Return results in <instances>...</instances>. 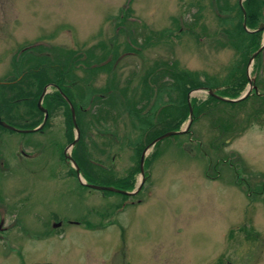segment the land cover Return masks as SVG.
I'll return each mask as SVG.
<instances>
[{
	"label": "rangeland",
	"instance_id": "374dc122",
	"mask_svg": "<svg viewBox=\"0 0 264 264\" xmlns=\"http://www.w3.org/2000/svg\"><path fill=\"white\" fill-rule=\"evenodd\" d=\"M262 1L241 4L255 10ZM216 2L0 0V79L9 78L17 58L31 65L29 57L58 50L74 57L62 68L70 74L74 90L104 93L103 100L92 98L86 114L78 117L83 132L76 152L87 156V161L78 160L79 179L92 176L91 185L124 191L128 184H140L143 176L141 188L127 197L84 188L76 175L67 176L62 160L71 119L70 126L59 109L49 120L46 117L48 128L19 132L28 130L24 123L41 117L40 111L38 117L20 104L13 119L4 122L15 130L0 126V161L17 165L16 175H5L1 183L22 211L16 215V233L1 242L0 264H264V103L253 96L252 88L237 106L226 105L227 100L218 96L221 102H206L191 117L186 132L147 147L143 174L139 171L143 147L158 133L186 128L189 119L175 91H167L168 79L159 67L176 61L179 69L200 80L221 84L227 74H238L237 61L252 48L248 37L240 47L229 45L239 31L238 0H229L228 12ZM123 9L131 19L117 18ZM260 14L257 28L264 25V5ZM245 26L247 33L257 29ZM161 30L168 35L143 39ZM259 31L246 74L262 79V86L264 52L258 64L255 58L264 41V30ZM80 56L111 65L89 71L76 64ZM188 93L197 103L207 99L201 88ZM178 104L183 111L173 110L170 116ZM226 122L233 126L228 128ZM70 133L74 139V130ZM48 211L62 219L87 217L91 225L65 226L60 233L48 226L45 230L37 217H47ZM104 217L110 218L111 226L99 228ZM20 227L30 235H19Z\"/></svg>",
	"mask_w": 264,
	"mask_h": 264
},
{
	"label": "trees",
	"instance_id": "16d2710c",
	"mask_svg": "<svg viewBox=\"0 0 264 264\" xmlns=\"http://www.w3.org/2000/svg\"><path fill=\"white\" fill-rule=\"evenodd\" d=\"M217 0H211V2L213 4L217 3L216 2ZM218 2H221V5L222 7L221 8H226L225 12H228L227 9H229L230 6L229 5V0H218ZM246 4H244V8H245V15H246V22L245 24L248 26L250 25V28H257L258 26V23H259V19L258 17L261 15L260 14V11H261V7L264 5V0L262 1V4L259 6L256 5V8L254 10V7L251 9V5H248L247 7L245 6ZM253 6V4H252ZM124 9H127V6L126 8ZM124 9L123 11L117 16V18L119 20H125L127 18V13L124 12ZM220 9V7H219ZM231 9V8H230ZM229 9V10H230ZM221 10V9H220ZM254 11V13H252ZM238 12H239V15H240V20H239V23L237 24L238 28H239V31L238 33H236V38L234 40V43H231L229 45H231L233 48L235 47H240V42L241 44L243 43V39L248 37L250 39V45H248L249 47L251 46L252 48L249 49V52L247 54V57H243V60L241 59V61H237V75L236 73H234L233 75H230L231 73L227 74L224 79H222L221 81V84H219L218 81L216 82H210V81H202L198 78V76H196L194 73H190L188 72L187 70L183 69H179L177 67V64H176V61H172V63H168V62H165L161 67L160 70V73H163L167 76V84L165 83V87L167 88V91L171 93V91H175V94H176V99H178V103L179 101L181 100V104H182V107L184 109V118L187 116L188 118V104H187V95H188V92L190 89H195V88H201V89H214V92L215 94H218L219 96H222V97H225V98H235V97H238L239 95V92L241 89H243L245 87V85L248 83V80H247V77H246V66H247V62H248V56L250 55V53L257 48V45L259 43V34H260V31L257 30V31H250V32H246L243 28V26H241V23H242V15L240 13V7L238 9ZM176 21L177 19L173 18V23L174 25H176ZM182 24V23H181ZM179 30H181V26L178 27ZM179 32V31H178ZM169 33V32H168ZM167 31L166 30H161L160 32H150L149 35H145L144 36V40L148 39L150 34L154 35V38H160V36H166L168 35ZM255 37H256V41L255 40ZM129 41L131 39H128ZM131 42V41H130ZM148 42V41H147ZM40 46H37V48H39ZM242 47V46H241ZM41 49V48H40ZM42 51V50H41ZM51 53V52H50ZM52 54L53 55H39V56H35L33 58L29 57L28 60H31V65H24L22 63L25 62L23 59H20L18 60V58L16 59L17 62L15 64V66L17 67V69H21V70H26V69H29V68H63L65 65L67 64H71L73 63L72 58L74 59L73 55L69 57V55H71V53H68V52H65V51H55V50H52ZM85 55V54H84ZM89 55V53H88ZM76 56V55H75ZM79 56V55H78ZM260 56V53H258L255 58H257V64H258V59ZM86 58H88V56L86 55ZM85 58V59H86ZM85 59L78 57L77 60H75L76 64L79 65V63L82 64V66L85 68V69H88L89 71H97V70H100V69H103L105 68L106 66L108 67L109 65L111 64H104V63H98V61H96L95 59L93 58H89V59H93L94 61H90L88 62V60L86 61ZM104 64V65H103ZM159 64L155 65V67H158ZM65 68V67H64ZM77 68V67H76ZM158 71V69H157ZM159 72V71H158ZM21 79L16 83V84H24V85H28L30 84V81L29 79H27V77L30 78V76H32L31 73H23L21 75ZM70 74L68 73H65L64 75V78H65V82H64V85H63V88L61 90V92L68 98V100L70 101V103L72 104V107H73V110H74V115H75V123H76V126H77V129L79 131V136L82 134L83 132V128H82V124L80 125V122H79V116L80 115H85L86 114V111L87 109L89 108V103L91 101V99H100V100H103V95L104 93H96L95 91L93 90H89V89H86V91H84L85 93H80L76 90H74L72 88V85L73 83H71V78H70ZM254 78V77H253ZM69 80L68 83H66V80ZM73 81V80H72ZM262 81V79L258 80H254V84L258 90V92H255L253 90V96L259 101H263L264 103V97H262V94L261 93H264V84H262V86L260 85V82ZM74 82V81H73ZM210 82V83H209ZM53 83L55 84L56 81L53 80ZM28 89H24V90H20L18 91V95L15 96V97H7V98H2L0 96V114L4 115L6 118H9V117H12V114H16V110L17 108H19L20 104L22 105H26V107L29 108V111H31L30 114H37L38 117H39V112L37 111L36 109V104L35 102L37 101V98L38 96L40 95L41 93V90H42V87H43V82L39 81L38 83V90L37 89H33V87H30V85H28ZM74 86V85H73ZM9 87H6V86H3V85H0V91L3 90V89H7ZM29 95V96H27ZM51 95L47 96L44 100L46 101L47 99H51L50 97ZM53 99L54 101H56L59 105L62 106V110H63V113H64V117L66 118V120L68 121V123L70 124L71 126V123L69 122L70 120V113H69V110H68V107L66 105V103L60 98L59 94L58 93H54L53 95ZM207 99L205 101H200V102H194V99H190L189 98V103L191 104V107H192V118H195V115L196 113H198L199 111V108H204L206 105L205 103L209 102V101H212V102H221L219 98L215 97V96H212L210 94L207 93ZM75 97L77 98L78 101H75ZM102 98V99H101ZM246 98L248 97H245V99H241L239 100V102H234V101H224V103L226 105H228V103L230 105H239L241 103H244ZM259 98H261L259 100ZM29 100V101H27ZM44 101V102H45ZM179 104L176 106H172L173 109H171L170 111V116H173L172 115V112L173 110H177L179 109L181 112L183 111L182 109L178 108ZM257 107V106H256ZM46 110L49 111V108L46 107ZM161 110V109H160ZM160 110H158V112H156V115L160 113ZM258 110V108H257ZM256 110V111H257ZM255 111V112H256ZM260 113L259 111H257L256 113V116L258 117V119H260ZM40 119H34V120H31L32 122H27L26 124L24 123L23 126L24 128L26 129H33L35 128L36 126H38L42 120V115H40ZM99 121H102L103 120V117H100L98 118ZM172 120V119H170ZM90 122L92 123L93 121H88L87 124H90ZM95 122V121H94ZM220 125V127H224V124H222V122H219L218 123ZM227 127H232L233 124L231 122L227 123ZM225 124V125H226ZM175 128H179L177 126V124L175 123ZM174 128V129H175ZM71 130H73V127L71 126L69 128V130L67 129L66 130V135L68 134V141L66 142V145L67 146L68 144H70L73 140V136L71 135ZM70 133V134H69ZM162 133V132H161ZM160 133L156 134L155 136L159 135ZM154 136V137H155ZM154 137L151 139V140H154ZM150 140V142H151ZM148 142L147 145L150 143ZM79 141L72 147L71 149V154H70V157L72 159V161L76 164V166L78 168H80L79 166V158L83 159L85 158V154L83 153L82 156L76 152L78 146H79ZM85 160L87 161V156L85 158ZM90 161H88L89 163ZM80 170V169H79ZM146 173V172H145ZM144 177H145V174H144ZM93 180L92 179V176L91 177H87L85 175V178H84V181L89 184L91 183L90 181ZM124 183H127V182H124ZM128 184V183H127ZM132 184H128V190L129 189H132ZM125 197H127L125 195Z\"/></svg>",
	"mask_w": 264,
	"mask_h": 264
},
{
	"label": "flooded vegetation",
	"instance_id": "af4514ba",
	"mask_svg": "<svg viewBox=\"0 0 264 264\" xmlns=\"http://www.w3.org/2000/svg\"><path fill=\"white\" fill-rule=\"evenodd\" d=\"M110 63V61H109ZM108 64V63H106ZM67 70V69H65ZM31 73L32 76L27 77V79H29L30 81V87H34L35 89L38 88V82L41 81L43 82V88H45V92L44 95L41 99L40 105L43 109H45L46 114H47V119L49 120L51 118V115L54 113H57L60 109H62L61 105H59L56 101H54L53 99V94L54 93H60L63 85H64V75L66 72H64V70L62 68H29L26 70H19V69H14L13 71H10V73H8L9 78H5L3 77L2 79H0V85L9 87L7 89H3L0 91V96L2 98H7V97H15L18 95V91L20 90H24L26 89V87H29L28 85H24V84H16L20 79H21V75L23 73ZM5 76V74H4ZM53 80L56 81V83H53ZM51 95V99H47L46 101L44 100L47 96ZM29 96V95H27ZM60 96V95H59ZM61 97V96H60ZM29 101V100H27ZM45 101V102H44ZM46 107L49 108V111L46 110ZM38 111V110H37ZM39 112V111H38ZM41 113V112H40ZM42 115V113H41ZM6 120L9 119H13L11 117L6 118L4 115L0 114V121L5 122ZM45 120V123L42 125L41 130H39V132H41L42 130H44L45 128H48L47 125H49L48 120ZM7 124V122H5ZM8 125H10L8 123ZM5 129V128H4ZM62 160L64 161V159L62 158ZM64 166H66L68 169L66 171L67 176H69L70 178H72L73 176L75 177V171L73 168H71V166L65 161L63 162ZM20 167V166H19ZM17 165L14 164H6L3 161H0V183L2 181L5 180V175H12L13 177L16 175V169ZM43 169L40 171L42 175H44L45 173V166L42 167ZM59 168V167H58ZM56 168L57 171V178L62 177V173H61V168ZM82 172L84 171L83 169L81 170ZM25 172L27 174H31L30 170H26ZM79 169H78V173H79ZM32 176V175H30ZM60 181L62 182L63 179ZM38 182V181H36ZM86 188V187H84ZM88 189V188H87ZM8 193V195H7ZM12 192L9 191L8 189H6L5 185L3 183L0 184V245L1 242H5L7 239H9L8 237L11 236L12 234L16 233V224L18 222V220L16 219V215H21V203L14 200V198L10 195ZM29 198H25L24 203H26L25 201L28 200ZM24 206V205H23ZM26 206V205H25ZM27 208V206L25 207V209ZM30 209V207H28V209L24 212L27 213V211ZM49 212V213H48ZM46 212L48 214L47 217H37V220L39 221V224H42V226L44 227L45 230H47V226H48V230L55 232V233H60L62 230H64L65 226H74V227H80V226H88L91 225V222L88 220L87 217H81V216H77V217H64L59 218L58 214L56 211H48ZM104 215L106 216L107 213H104ZM49 219V222H48ZM102 219V224L104 220L107 219V217L105 218H101ZM108 221H105L106 224L102 225L101 223L99 224V228L103 227V226H111L110 223V218L108 217L107 219ZM97 227V228H98ZM98 228V229H99ZM122 231V230H121ZM22 232H24L23 234H25L27 237L30 234H27L26 228L25 227H20V229H18V234L20 235ZM47 232V231H46ZM40 232V234L38 236H42ZM121 234H119V238L121 239ZM42 264V263H41Z\"/></svg>",
	"mask_w": 264,
	"mask_h": 264
},
{
	"label": "water",
	"instance_id": "95a60500",
	"mask_svg": "<svg viewBox=\"0 0 264 264\" xmlns=\"http://www.w3.org/2000/svg\"><path fill=\"white\" fill-rule=\"evenodd\" d=\"M238 4H240V6H241V8H242V15H243V21H242V26L244 27V29L246 30L247 29V27L245 26V18H246V15H245V10H244V8H243V6H242V4H241V0H238ZM264 30V25L262 26V25H260L256 30ZM264 45V41L262 42V44L259 46V48H258V50H260L261 48H262V46ZM258 52V51H257ZM253 56H251V57H249L250 59L248 60V63L250 62V60H251V58H252ZM247 79L249 80V82H248V86H247V90H245V93L244 94H242V95H238V97H236V98H225V97H222V96H219L218 94H215V92H214V89H206V90H204V91H206V92H208L210 95H212V96H215V97H219V98H222V99H225V100H229V101H234V102H236V101H238V100H240V99H242V98H244V97H246L247 95H248V93H249V89L250 88H254V85H253V79L247 74ZM255 89V88H254ZM44 92H45V88H43L42 89V91H41V93H40V95H39V97H38V99H37V102H36V108H37V110L38 111H40L41 113H42V115H43V118H42V122L35 128V129H33V130H16V131H19V132H35V131H37L38 129H40L41 128V126L44 124V122H45V120H46V117H47V115H46V111H45V109H43L42 107H41V105H40V102H41V99H42V97H43V95H44ZM189 94L190 93H188V95H187V104H188V106H189V108H188V115H189V119H188V122H187V125H186V128H184V129H175V130H167V131H164V133H161V134H159V135H157V136H155L154 137V140H152L151 142H150V144H148V145H146V146H144L143 147V151L141 152V154H140V158H139V160H140V164H139V167H140V173L141 174H143V171H142V166H143V162H144V160H143V158H144V155H145V152H146V150H147V147H149V146H151V145H153L156 141H158V140H160V139H162V138H165V136H168V135H173V134H175V133H177V134H180V133H184V132H186V130H187V127H188V123L190 122V120H191V117H192V107H191V104L189 103ZM60 96L63 98V100L65 101V103L68 105V107H69V112H70V119H71V123H72V126H73V129H74V133H75V137H74V139L72 140V142L64 149V151H63V156H64V159L68 162V163H70V165L73 167V169H74V171H75V174H76V176H77V178H78V181H79V183L82 185V186H85V187H87V188H89V189H93V190H97V191H106V192H114V193H117V194H120V195H123V196H125V194H127V195H134L135 194V192L137 191V190H139L140 188H141V186H142V184H143V176H142V178H141V180H140V184H138L137 186H135L134 187V189H132V190H124V191H121V190H117V189H114V188H111V187H101V186H94V185H91V184H87V183H85V182H82L80 179H79V176H78V168H77V166L75 165V163L72 161V159H71V157H69L68 155H67V150L68 149H71L74 145H75V143L77 142V139H78V137H79V133H78V129H77V127H76V124H75V119H74V113H73V109H72V107H71V104H70V102L68 101V99L60 92ZM0 126L1 127H3V128H6V129H10V130H15V129H13L12 127H9V126H7V125H5L3 122H1L0 121Z\"/></svg>",
	"mask_w": 264,
	"mask_h": 264
}]
</instances>
